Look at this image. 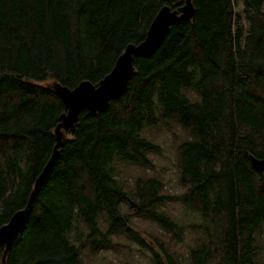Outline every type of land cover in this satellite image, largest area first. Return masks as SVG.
Returning <instances> with one entry per match:
<instances>
[{"label": "trees", "instance_id": "1", "mask_svg": "<svg viewBox=\"0 0 264 264\" xmlns=\"http://www.w3.org/2000/svg\"><path fill=\"white\" fill-rule=\"evenodd\" d=\"M183 3L0 0V226L25 209L4 264H87L82 252L108 248L114 233L149 250L152 264H183L186 254L129 227L121 200L178 241L182 225L157 207L172 198L198 217L188 264H253L262 253L264 171L249 156L264 158V0H191L193 16L150 57L133 58L125 92L103 111H80L28 202L65 110L50 83L96 85L160 7ZM167 120L192 134L176 147L180 192L166 195L154 177L125 188L113 160L151 166L147 152L160 146L141 128Z\"/></svg>", "mask_w": 264, "mask_h": 264}, {"label": "rangeland", "instance_id": "2", "mask_svg": "<svg viewBox=\"0 0 264 264\" xmlns=\"http://www.w3.org/2000/svg\"><path fill=\"white\" fill-rule=\"evenodd\" d=\"M234 10L240 14L239 3H235ZM140 134L158 144L160 151L147 152L151 161V166L147 167L115 158L113 160L115 177L125 188L137 177H154L163 183L166 195L170 197L177 195L180 192V184L176 166V147L182 141L192 138L190 130L176 121L167 120V123H159L155 126L144 125ZM120 208L124 209L129 216V227L144 236L147 243L153 245L154 238L168 243L179 256L186 254L182 258V263L188 264L187 254L194 238L192 236L194 227L191 225L197 223L198 217L184 209L179 201L169 198L157 207L182 225V238L179 241L177 235L166 234L157 224L135 213L138 209L135 201L121 200ZM110 238L112 243L109 247L97 251L96 254H91L85 249L82 252V260L87 264H152L149 259L150 251L134 243L135 239L127 238L122 233H114L110 235ZM258 243L262 246L260 250L262 253L253 260V264L264 263V226Z\"/></svg>", "mask_w": 264, "mask_h": 264}, {"label": "water", "instance_id": "3", "mask_svg": "<svg viewBox=\"0 0 264 264\" xmlns=\"http://www.w3.org/2000/svg\"><path fill=\"white\" fill-rule=\"evenodd\" d=\"M192 16L193 7L191 0H184V3L177 9L164 5L153 16L144 38L136 44H127L124 50L116 57L111 70L96 85L88 80L80 81L73 88L62 86L55 81L50 83L51 89L61 100L65 110L59 115L58 122L53 129L55 144L46 163L34 180L28 202L39 191L42 181L59 156V149L64 143L66 134L77 122L80 111L82 109L95 112L105 110L110 100L119 98L125 92L134 69L133 58L138 56L150 57L162 44L172 25L189 20ZM249 158L256 170L264 171V158H256L252 155ZM24 213L25 209L16 210L7 222L0 226V248L2 247L0 264L5 263V257L19 230Z\"/></svg>", "mask_w": 264, "mask_h": 264}, {"label": "bare ground", "instance_id": "4", "mask_svg": "<svg viewBox=\"0 0 264 264\" xmlns=\"http://www.w3.org/2000/svg\"><path fill=\"white\" fill-rule=\"evenodd\" d=\"M29 204V203H28Z\"/></svg>", "mask_w": 264, "mask_h": 264}]
</instances>
